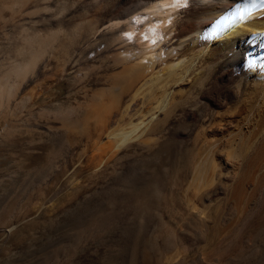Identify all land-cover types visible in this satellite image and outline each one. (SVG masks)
<instances>
[{"label": "bare ground", "instance_id": "bare-ground-1", "mask_svg": "<svg viewBox=\"0 0 264 264\" xmlns=\"http://www.w3.org/2000/svg\"><path fill=\"white\" fill-rule=\"evenodd\" d=\"M4 156L32 181L60 173L51 194L92 222L154 216L173 240L195 223L209 256L257 263L264 0H0Z\"/></svg>", "mask_w": 264, "mask_h": 264}, {"label": "rangeland", "instance_id": "rangeland-1", "mask_svg": "<svg viewBox=\"0 0 264 264\" xmlns=\"http://www.w3.org/2000/svg\"><path fill=\"white\" fill-rule=\"evenodd\" d=\"M184 4L186 5L183 2L182 5L184 6ZM57 91L65 92L64 86L58 88ZM8 157L4 156L0 161V264L264 263V255L257 258V263H255L254 259L250 260V258L239 259L232 263L225 255L219 258L209 256L205 250H202V241L196 242V245L195 241L190 240L192 236L195 237L196 235L197 237L194 231L198 227L195 223H189L188 227L183 228L182 234H180L178 239L176 236L174 240L173 237L171 238V236L164 233L155 232L153 230L155 225L154 223L153 225L151 224L155 222L153 220L155 218L154 216L150 218L148 214L147 217L150 220L147 221L148 223L146 222L141 231H135L131 226H128L123 220L122 212L118 215L116 214V217L113 214L105 215L106 220H104V223L101 222V224L93 219L94 223V221L90 220V217L95 218V211L90 210L91 207L87 210L92 211L93 216L87 210L76 209L78 202L84 200L83 197L69 202L65 194L59 193L53 196L54 190L52 187L51 190L50 185L56 181L55 178L60 176V173L49 175L48 179L42 183L40 181H32V179L29 180L30 176L26 175L25 170L17 173L15 162H12L14 161L13 158ZM12 165L15 172L12 170ZM39 184L42 188L40 189L48 196L41 199V201L37 199L35 193L38 186L40 187ZM54 197L56 198L53 199ZM95 224L100 225L98 227ZM257 232V230L253 229L249 236H255ZM139 240L142 241L140 246L138 242L140 243L141 241ZM138 246H142V248L140 249ZM256 247V242L250 241L244 251L250 250L251 253L250 251L246 253L251 255ZM202 254L205 255L202 256Z\"/></svg>", "mask_w": 264, "mask_h": 264}]
</instances>
